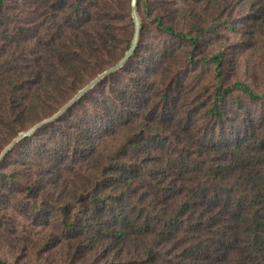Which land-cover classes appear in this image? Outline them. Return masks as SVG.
<instances>
[{
    "label": "trees",
    "instance_id": "16d2710c",
    "mask_svg": "<svg viewBox=\"0 0 264 264\" xmlns=\"http://www.w3.org/2000/svg\"><path fill=\"white\" fill-rule=\"evenodd\" d=\"M142 2L172 45L151 52L142 39L124 69L22 139L0 174L27 189L36 207L60 208L68 232L55 233L68 254L61 264H264V179L251 175L264 163V136L249 141L248 122L226 107L235 91L264 99V90L235 75L242 65L233 44L205 51L222 33L264 48V0ZM131 6L0 0V153L87 77L124 58L135 38L123 29ZM186 60L215 66L218 83L189 79ZM5 198L0 187V210ZM0 264L10 263L0 256Z\"/></svg>",
    "mask_w": 264,
    "mask_h": 264
},
{
    "label": "rangeland",
    "instance_id": "374dc122",
    "mask_svg": "<svg viewBox=\"0 0 264 264\" xmlns=\"http://www.w3.org/2000/svg\"><path fill=\"white\" fill-rule=\"evenodd\" d=\"M141 13L145 25L143 39L146 49L153 52L164 50L168 48V46H171L173 43L171 38L161 34L157 29L156 22L153 19L147 18L146 7L143 2ZM123 29L127 33V37L131 38L135 35L136 23L132 6L131 16L127 18V22L123 25ZM127 43L128 41L125 42L122 48L123 50L125 48V51ZM221 43L228 44L229 46L233 44L230 46L231 54L235 60H240L242 65L241 69L238 71L239 73L236 74L232 68L233 66L230 65L225 74V80L231 82L233 81L234 74L236 76L244 74V77L250 81L253 87L259 91L264 90V48L261 47L262 43H259L257 38L252 39L243 34L232 37L227 33H222L218 40L205 46V51L208 52V50H213L216 44ZM244 45L249 46V49L244 50ZM187 50H191V47L186 48V51ZM123 55L125 56L126 53L121 52L119 56L122 57ZM114 65V63L109 62L106 68L109 69ZM182 66L183 74H187L189 79L200 78L206 83L212 81L211 83H214V85L218 83V79L215 77V66L198 67L197 64H190L187 60L182 62ZM101 71L94 72L93 77H87L85 86L105 70ZM125 75L126 74H123L122 77H125ZM111 82L112 80L109 84ZM109 84L106 83L105 86ZM81 89L82 88L77 89V92ZM75 94L73 96H75ZM67 102H65L63 106ZM62 107H60L59 110ZM226 107L231 116H238V121L243 120L244 122H248L250 130L254 132L253 137H250L249 141L256 143L263 139V98L251 99L246 93L235 91L226 99ZM44 118L46 117H43L41 120ZM33 125H28L27 128ZM7 166H11L10 162L7 163ZM251 175L257 179H264V163H257L251 170ZM0 187H2L7 194V198L3 200V203L6 204H4L0 210V256L6 259L10 264H61L68 260V254L60 246V238L57 236L59 233L63 237H66L64 234L68 233L64 229V220L61 216L62 211L60 208L53 206L51 210L49 209L46 211L36 207L32 203L33 195L29 193L27 189L18 182L11 180L8 176H3L1 174ZM55 233H57V235ZM94 253L91 254V256H96V252ZM84 259L86 258H80L76 264L100 263L98 262V258L90 259L89 262Z\"/></svg>",
    "mask_w": 264,
    "mask_h": 264
},
{
    "label": "water",
    "instance_id": "95a60500",
    "mask_svg": "<svg viewBox=\"0 0 264 264\" xmlns=\"http://www.w3.org/2000/svg\"><path fill=\"white\" fill-rule=\"evenodd\" d=\"M133 12L136 23V32L135 38L131 48L128 50L127 54L122 58L117 64L110 67L103 73L99 74L95 77L91 82H89L86 86H84L81 90H79L75 96H73L60 110H58L53 115L44 118L43 120L37 122L33 126L21 131L16 137H14L11 142L3 149L0 153V163L7 156V154L25 137L38 132L40 129L45 127L46 125L58 120L63 115H65L69 109H71L76 103L79 102L81 98H83L87 93L93 90L99 83L105 80L112 74H116L122 69H124L137 54L138 49L142 43L143 33H144V18L141 13V0H133Z\"/></svg>",
    "mask_w": 264,
    "mask_h": 264
}]
</instances>
